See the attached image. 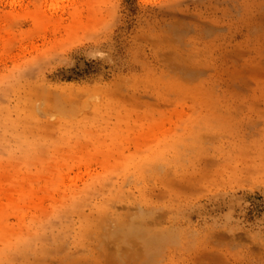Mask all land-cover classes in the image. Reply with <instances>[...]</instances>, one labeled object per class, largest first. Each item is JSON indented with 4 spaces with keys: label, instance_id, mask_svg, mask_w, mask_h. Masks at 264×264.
I'll return each instance as SVG.
<instances>
[{
    "label": "rangeland",
    "instance_id": "obj_1",
    "mask_svg": "<svg viewBox=\"0 0 264 264\" xmlns=\"http://www.w3.org/2000/svg\"><path fill=\"white\" fill-rule=\"evenodd\" d=\"M0 264H264V0H0Z\"/></svg>",
    "mask_w": 264,
    "mask_h": 264
}]
</instances>
